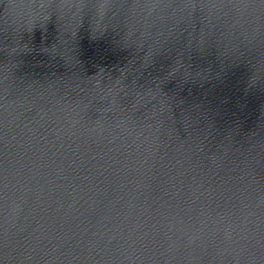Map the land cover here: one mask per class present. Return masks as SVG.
Instances as JSON below:
<instances>
[{
  "label": "water",
  "instance_id": "95a60500",
  "mask_svg": "<svg viewBox=\"0 0 264 264\" xmlns=\"http://www.w3.org/2000/svg\"><path fill=\"white\" fill-rule=\"evenodd\" d=\"M0 264H264V0H0Z\"/></svg>",
  "mask_w": 264,
  "mask_h": 264
},
{
  "label": "clouds",
  "instance_id": "9594fccd",
  "mask_svg": "<svg viewBox=\"0 0 264 264\" xmlns=\"http://www.w3.org/2000/svg\"><path fill=\"white\" fill-rule=\"evenodd\" d=\"M52 16H51V14H48V15H46L44 18L45 19H48V18H51Z\"/></svg>",
  "mask_w": 264,
  "mask_h": 264
}]
</instances>
